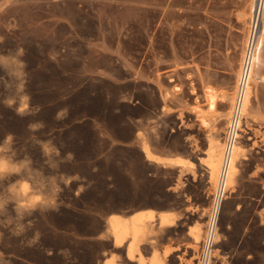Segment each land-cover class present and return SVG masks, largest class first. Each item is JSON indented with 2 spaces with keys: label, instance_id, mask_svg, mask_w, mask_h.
<instances>
[{
  "label": "rangeland",
  "instance_id": "1",
  "mask_svg": "<svg viewBox=\"0 0 264 264\" xmlns=\"http://www.w3.org/2000/svg\"><path fill=\"white\" fill-rule=\"evenodd\" d=\"M251 4L0 0V160L16 166L0 172V264H137L101 235L109 216L149 209L179 216L142 254L197 263L188 229L207 222L213 195L198 158L206 163L207 136H223L229 119L205 126L195 107L210 117L209 88L234 97ZM260 42L246 158L222 206L215 264H264ZM143 140L182 164L149 161ZM24 184L31 206L18 213L10 193Z\"/></svg>",
  "mask_w": 264,
  "mask_h": 264
},
{
  "label": "bare ground",
  "instance_id": "2",
  "mask_svg": "<svg viewBox=\"0 0 264 264\" xmlns=\"http://www.w3.org/2000/svg\"><path fill=\"white\" fill-rule=\"evenodd\" d=\"M253 1V0H252ZM240 17L243 19L244 23L247 22L250 15L248 13H240ZM249 24V21H248ZM248 29V28H247ZM264 34V25L262 28V33L259 40L258 51L254 56L252 72H251V84L249 86L245 106H244V116H245V124H248L249 118L252 116V101L253 95L256 88V82H258V74L260 71V65L262 63V53H261V39ZM243 55L245 52V46L247 43V33H245L243 37ZM242 47V46H241ZM241 71V68L240 70ZM240 74V73H239ZM239 78V76H238ZM239 80V79H238ZM237 80V81H238ZM237 87V84H236ZM236 92V91H235ZM205 98L208 103V113H210V117L207 116L206 113H203L199 107H195V116L197 119L201 121V123L205 126L214 125V123L221 119L220 117L224 116L227 119H230L231 112L228 109L226 113H222V111L218 110L220 101H230L233 104L234 97H230V95L226 93H218L215 89L209 88L205 92ZM233 96V95H232ZM232 111V109H231ZM226 119V118H225ZM229 121V120H228ZM227 121V123H228ZM215 127V126H213ZM140 136V134H138ZM242 139V138H241ZM240 139V141H241ZM252 139V138H250ZM238 142L235 148L234 156L232 159L231 167L229 169V174L226 182V187L228 190H231L236 184L237 177L239 175V164L242 159L246 158V147L243 146L242 142ZM256 142L253 143V145ZM141 147L145 153L146 158L155 162L159 165H171V166H180L183 162V157L180 156H168V155H160L150 148L148 142L143 140L141 142ZM207 150L205 153L206 163L203 164L201 162L202 158H198V161L201 165L204 166V171L206 175L207 185L213 189V195L217 191L219 179H220V170L223 159V150H224V137L222 136V132L216 128L210 131V134L207 136ZM186 164V163H185ZM184 164V165H185ZM202 166V167H203ZM16 166L12 163L1 159L0 160V172L5 171H15ZM0 173V174H1ZM28 186L26 184L21 185L18 191H14L10 193L11 199L17 202V210L23 211L29 207V200L25 196H27ZM31 203V202H30ZM31 206V205H30ZM211 209V207H210ZM28 210V209H27ZM178 213L172 210L165 211H156V210H136L130 215H119L113 214L108 217L106 231L101 235L102 236H111L113 240V245L116 247H122L125 244L126 247V257L130 261H136L137 264H163V260L161 256L155 251L153 255L148 259L142 254V245L145 242H154L153 236L156 235L158 229L174 226L176 220L178 219ZM204 225L206 227L207 222L197 221L188 229V234L191 236L194 245H198L201 243L204 238L205 231ZM220 235L217 234L215 240H220ZM127 242V244H126ZM218 249H216L217 251ZM220 250H218L219 252ZM218 255L215 253V262L218 260ZM109 260V259H108ZM107 259L104 261L105 264H109ZM149 260V261H148ZM215 264V263H214Z\"/></svg>",
  "mask_w": 264,
  "mask_h": 264
},
{
  "label": "built area",
  "instance_id": "3",
  "mask_svg": "<svg viewBox=\"0 0 264 264\" xmlns=\"http://www.w3.org/2000/svg\"><path fill=\"white\" fill-rule=\"evenodd\" d=\"M264 25V0H253L250 7V17L247 29V43L244 56L240 65L241 71L232 104L230 119L223 133L224 150L220 170V179L217 191L212 195L210 213L207 217L205 235L200 243L196 264H214L217 242L216 235L220 232V216L222 206L226 198L231 194L226 182L231 167L237 143L244 136L245 116L244 106L246 95L251 84V72L254 56L258 51V45Z\"/></svg>",
  "mask_w": 264,
  "mask_h": 264
},
{
  "label": "crops",
  "instance_id": "4",
  "mask_svg": "<svg viewBox=\"0 0 264 264\" xmlns=\"http://www.w3.org/2000/svg\"><path fill=\"white\" fill-rule=\"evenodd\" d=\"M219 85V84H218Z\"/></svg>",
  "mask_w": 264,
  "mask_h": 264
}]
</instances>
